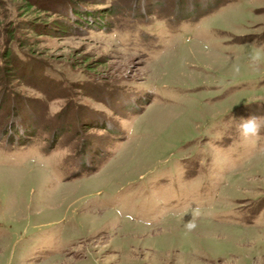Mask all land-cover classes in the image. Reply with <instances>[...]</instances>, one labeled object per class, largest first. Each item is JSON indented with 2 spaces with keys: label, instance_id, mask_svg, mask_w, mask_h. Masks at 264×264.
Returning a JSON list of instances; mask_svg holds the SVG:
<instances>
[{
  "label": "rangeland",
  "instance_id": "374dc122",
  "mask_svg": "<svg viewBox=\"0 0 264 264\" xmlns=\"http://www.w3.org/2000/svg\"><path fill=\"white\" fill-rule=\"evenodd\" d=\"M8 50L0 264H264V0H0Z\"/></svg>",
  "mask_w": 264,
  "mask_h": 264
},
{
  "label": "trees",
  "instance_id": "16d2710c",
  "mask_svg": "<svg viewBox=\"0 0 264 264\" xmlns=\"http://www.w3.org/2000/svg\"><path fill=\"white\" fill-rule=\"evenodd\" d=\"M31 6H32V4H30ZM219 6V5H218ZM217 6V7H218ZM216 8V7H215ZM215 8L213 7V9H210V10H205L202 14H200V16H198V17H195V20L197 19H199V18H201V17H203V16H205V15H208L209 13H211V12H213L214 10H215ZM118 10H119V7L117 6V7H115V8H113L112 9V13H115V15L117 14V12H118ZM98 16H96V18H93V20H92V22L95 24V25H99V26H102L103 27V25H104V20L102 19V18H97ZM177 18H180V19H182V17L183 16H176ZM188 18H190V17H187V19ZM192 18V17H191ZM96 19V20H95ZM185 20V19H184ZM179 21V20H178ZM106 25V24H105ZM31 29V28H30ZM14 36V35H13ZM0 57H1V55H0ZM2 57L4 58V61H5V65L3 66V67H0V73L2 74V78H5V79H8L9 78V75H11V73L13 72H15L16 74L18 73V71H17V67L16 68H14L13 70H11V71H8L9 69V66H10V64H18L17 66L18 67H21V65H22V67L23 66H26L25 64H23V63H20L19 61H17L16 60V58H14V56H13V54H12V51L11 50H8L7 51V54L5 55V56H3L2 55ZM9 60V61H8ZM6 61H8V62H6ZM25 62H27V61H25ZM28 63V62H27ZM27 70V69H26ZM41 71V81L42 82H44V81H46L47 83H49L50 81H48V79L50 78L49 77V75L47 74V71L45 72V70L44 69H42V70H40ZM24 76H26V75H24ZM28 76V75H27ZM48 77V79L46 80L44 77ZM46 77V78H47ZM44 80V81H43ZM13 134V133H12Z\"/></svg>",
  "mask_w": 264,
  "mask_h": 264
},
{
  "label": "bare ground",
  "instance_id": "6f19581e",
  "mask_svg": "<svg viewBox=\"0 0 264 264\" xmlns=\"http://www.w3.org/2000/svg\"><path fill=\"white\" fill-rule=\"evenodd\" d=\"M228 190V189H227Z\"/></svg>",
  "mask_w": 264,
  "mask_h": 264
}]
</instances>
